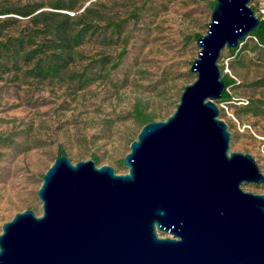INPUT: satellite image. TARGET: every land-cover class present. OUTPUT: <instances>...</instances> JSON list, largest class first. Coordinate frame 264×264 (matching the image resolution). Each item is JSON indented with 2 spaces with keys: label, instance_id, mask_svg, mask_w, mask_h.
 <instances>
[{
  "label": "water",
  "instance_id": "95a60500",
  "mask_svg": "<svg viewBox=\"0 0 264 264\" xmlns=\"http://www.w3.org/2000/svg\"><path fill=\"white\" fill-rule=\"evenodd\" d=\"M249 2L216 0L196 40L195 79L169 116L141 127L126 172L55 158L36 193L41 214L24 209L2 224L0 264H264V194L243 189L264 174L230 150L216 102L222 50L260 22Z\"/></svg>",
  "mask_w": 264,
  "mask_h": 264
},
{
  "label": "rangeland",
  "instance_id": "374dc122",
  "mask_svg": "<svg viewBox=\"0 0 264 264\" xmlns=\"http://www.w3.org/2000/svg\"><path fill=\"white\" fill-rule=\"evenodd\" d=\"M33 1L50 9L51 0H0V6ZM212 1L78 0V12L88 6L91 15L100 17L99 24L107 25L105 36L80 46L85 59L71 65L93 73L84 87L69 78L39 80L27 76L25 67L15 71L0 66V233L16 212L41 214L36 193L60 148L71 161L96 155L98 165L127 171L117 165L139 128L125 115L136 101L156 120L173 112L183 87L196 77L190 70L199 50L195 35L206 33ZM252 3L260 9L264 0ZM6 19H12L6 28L10 34L27 24V18L16 14L0 15V24ZM121 19L127 21L115 32ZM120 54L119 65L108 72ZM103 57L108 64H101ZM258 58L249 51L230 56L228 48L222 50V75L236 83L229 87L234 99L218 107L229 125L230 150L252 155L264 174V61ZM255 104L261 112H253ZM243 189L264 194V184H244Z\"/></svg>",
  "mask_w": 264,
  "mask_h": 264
},
{
  "label": "trees",
  "instance_id": "16d2710c",
  "mask_svg": "<svg viewBox=\"0 0 264 264\" xmlns=\"http://www.w3.org/2000/svg\"><path fill=\"white\" fill-rule=\"evenodd\" d=\"M215 2L216 0L211 2L212 9ZM249 5L259 17V25L242 40L240 45L228 48V52L230 56H236L239 51H249L257 55L259 61H264V17L258 13L252 0ZM44 6V3L36 1L0 6V15L16 14L27 18L26 26L14 34L6 32V28L12 24V19H6L0 24V66L15 71L25 67L24 73L29 77L39 80L69 78L80 87H84L94 79L93 73L86 68L72 69L71 65L85 59L79 50L80 46L94 36H105L107 25L101 26L100 17L98 14L91 15L88 6L78 12L80 8L78 0H51L48 3L49 10L42 9ZM126 21L127 19H121L120 22L115 23L113 26L115 32L120 31ZM199 36L201 35L196 34L195 40ZM122 55L120 54L107 69L108 72L119 65ZM108 63L107 58L101 59V64ZM222 79L224 88L221 98L216 101L217 104L234 99L229 92V87L236 83L235 79L227 73L223 74ZM251 109L254 113H259L262 108L261 105L255 104ZM125 118L131 119L139 130L146 123L156 120L155 115L147 110L142 101H136ZM3 142L4 139L0 136V144ZM62 155L65 153L60 148L58 156ZM92 159L98 164L96 155ZM117 168H125L123 158L119 161Z\"/></svg>",
  "mask_w": 264,
  "mask_h": 264
},
{
  "label": "built area",
  "instance_id": "2783aa9c",
  "mask_svg": "<svg viewBox=\"0 0 264 264\" xmlns=\"http://www.w3.org/2000/svg\"><path fill=\"white\" fill-rule=\"evenodd\" d=\"M258 13L264 17V5L263 8L258 9ZM243 103H247V100H241Z\"/></svg>",
  "mask_w": 264,
  "mask_h": 264
}]
</instances>
